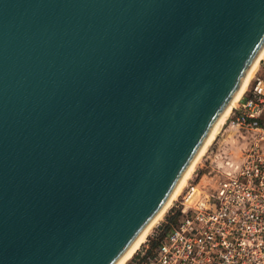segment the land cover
<instances>
[{
  "label": "water",
  "instance_id": "obj_1",
  "mask_svg": "<svg viewBox=\"0 0 264 264\" xmlns=\"http://www.w3.org/2000/svg\"><path fill=\"white\" fill-rule=\"evenodd\" d=\"M264 45V0H0V264H115Z\"/></svg>",
  "mask_w": 264,
  "mask_h": 264
},
{
  "label": "built area",
  "instance_id": "obj_2",
  "mask_svg": "<svg viewBox=\"0 0 264 264\" xmlns=\"http://www.w3.org/2000/svg\"><path fill=\"white\" fill-rule=\"evenodd\" d=\"M223 126L242 140L236 167L216 164L211 190L190 175L166 209L165 224L176 213L174 223L129 264H264V55Z\"/></svg>",
  "mask_w": 264,
  "mask_h": 264
},
{
  "label": "bare ground",
  "instance_id": "obj_3",
  "mask_svg": "<svg viewBox=\"0 0 264 264\" xmlns=\"http://www.w3.org/2000/svg\"><path fill=\"white\" fill-rule=\"evenodd\" d=\"M264 55V45L259 52L258 56L252 63L251 67L247 71L246 75L242 79L241 83L239 84L237 90L235 91L234 95L232 96L230 102L228 103L227 107L223 111L222 115L216 122L215 126L203 142L202 146L196 153L195 157L189 164L188 168L184 172L183 176L179 180L178 184L174 188L173 192L167 199V201L164 203L162 208L159 210V212L156 214V216L152 219V221L148 224V226L144 229V231L139 235V237L135 240V242L130 246V248L123 254V256L115 263V264H124L134 253L135 251L139 248V246L145 241L146 236L148 235L150 228L153 226V224L161 217V215L166 211L168 208L171 200L178 194L180 189L183 187L184 183L186 182L187 178L191 175L195 164L198 162L199 158L201 155L204 153V151L207 149V146L211 144V142L214 140L215 136L217 135L219 128L221 126V123L223 120L226 118V116L229 114L231 108L234 106L235 102L237 99L240 97L241 93L246 87V84L251 77L253 70L255 69V66L260 58ZM224 134V133H223ZM222 134V135H223ZM226 137L223 139V142H226L227 145L229 146L228 151L226 150V153L221 154L219 151V155H223L220 158H213V162L216 163L218 166H221L225 171H232L237 163L239 162L240 155L238 152V149L242 145V140L238 138L237 136H234V130L229 129L225 135ZM230 149H234V151H229ZM211 156V155H210ZM209 156V157H210ZM204 185V183L202 184Z\"/></svg>",
  "mask_w": 264,
  "mask_h": 264
},
{
  "label": "rangeland",
  "instance_id": "obj_4",
  "mask_svg": "<svg viewBox=\"0 0 264 264\" xmlns=\"http://www.w3.org/2000/svg\"><path fill=\"white\" fill-rule=\"evenodd\" d=\"M221 128V127H220ZM215 136L214 140L207 146V149L199 158L198 162L195 164L194 169L191 175L198 172V184L202 185L204 183V187L208 190H211L212 187L215 185V182L220 178L219 173L216 171V163L212 160L213 158H220L223 155H219L218 152L220 151L221 154L226 153L228 151L229 146L226 142H223V139L226 137L227 131L224 130V126L220 129ZM224 133V134H223ZM223 134V135H222ZM229 151H234V149H230ZM211 155V156H210ZM210 156V157H209ZM192 180L191 182H193ZM185 184V183H184ZM184 186V185H183ZM166 211L161 215V217L153 224L150 228L148 235L145 238V241L139 246V248L135 251V253L124 263L129 264L130 260L135 256L137 252L142 251L145 246H149L153 237L155 236L157 226L160 224L163 225L166 222ZM138 254V253H137Z\"/></svg>",
  "mask_w": 264,
  "mask_h": 264
},
{
  "label": "trees",
  "instance_id": "obj_5",
  "mask_svg": "<svg viewBox=\"0 0 264 264\" xmlns=\"http://www.w3.org/2000/svg\"><path fill=\"white\" fill-rule=\"evenodd\" d=\"M175 217H176V213H174L173 215H171L170 217H168L167 224H165L164 226H162V228L160 229V232L155 236L154 239H152L150 245L147 248V252H150L156 246V244L162 239V237L165 234V232L167 231L168 227L172 223H174Z\"/></svg>",
  "mask_w": 264,
  "mask_h": 264
}]
</instances>
